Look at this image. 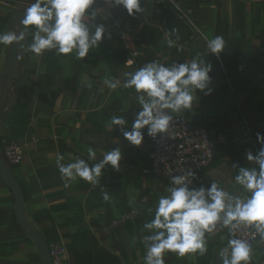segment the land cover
<instances>
[{"label":"crops","instance_id":"1","mask_svg":"<svg viewBox=\"0 0 264 264\" xmlns=\"http://www.w3.org/2000/svg\"><path fill=\"white\" fill-rule=\"evenodd\" d=\"M35 2L28 0L27 7ZM184 5L191 11L193 25L167 4L144 0L143 11L131 16L114 0H95L89 9L96 13L95 19L90 17L86 23L90 32L102 25L104 36L83 59L58 54L56 49L35 55L29 50L35 26H28L25 39L13 42L24 44V49L18 48L10 75H5L10 45H0V89L7 98L3 113L11 110L0 135L26 145L23 163L12 171L25 196L27 223L47 240L62 242L69 264H146L152 242L145 237L153 232L144 225L155 218L160 196L176 187L150 173L147 126L141 129L140 146L123 136L124 131H132L141 111L140 94L125 84L148 63L171 67L199 56L212 65L211 92L196 90L191 109L171 112L208 129L213 139L220 134L226 137L205 176L233 198L251 196L235 177L241 167L259 172L258 163L247 160V154L257 156L264 148L253 135L243 137L240 132L245 121L255 128L253 132L264 127V0H185ZM101 8L107 15L98 14ZM22 16L18 7L0 5V33L23 31ZM123 32L139 52L135 63L126 60L120 41ZM216 36L225 40L219 56L207 49V41ZM109 82L117 86L111 88ZM113 117L126 123L113 125ZM116 148L123 155L119 170L106 165L98 183L63 178L59 171V157L65 166L81 159L92 167ZM88 149L96 153L95 159ZM232 239L230 225L218 221L205 233L203 254L181 257L168 252L165 264H214L215 258L216 264H223L220 253L227 249L225 255L231 258ZM0 264H44L35 242L18 224L14 196L1 177ZM248 264H264L261 235L251 248Z\"/></svg>","mask_w":264,"mask_h":264},{"label":"clouds","instance_id":"2","mask_svg":"<svg viewBox=\"0 0 264 264\" xmlns=\"http://www.w3.org/2000/svg\"><path fill=\"white\" fill-rule=\"evenodd\" d=\"M95 0H36L26 9L20 24L24 30L19 35L14 31L0 33V45L8 46L13 42L19 43L25 39L24 32L28 26H35L33 42L29 50L35 55H42L46 50L56 49L58 54H74L77 59L89 55L91 48L98 46L104 36V27L97 26L90 32L86 21L95 19L96 13L89 12ZM116 6L122 5L127 13L135 16L143 11L142 0H114ZM210 53L219 56L225 49V40L216 36L207 41ZM212 65L206 64L199 56L190 63H180L166 67L158 63H148L141 67L125 87H134L140 95L143 110L140 111L132 124V131H124L123 136L134 146H140L144 140L141 129L147 126L148 135L155 137L158 133L166 132L172 119L164 110L179 113L191 109L196 90L211 92L210 73ZM117 84L110 83L115 88ZM113 125H124L126 121L113 117ZM258 142L264 145V134H257ZM89 157L95 159L96 153L88 149ZM59 171L63 178L76 180L77 177L93 184L106 165L119 170L123 155L119 148L104 154L102 161L92 167L81 159L67 166L60 164ZM247 160H255L259 165L256 169L241 167L235 177L236 182L251 193L249 198L241 200L233 198L220 189L215 183L205 191L190 190L186 176H175L172 184L176 187L168 189V195H161L155 210V218L144 225L145 229L152 230L153 234L146 236V241L152 243L147 248L146 264H165L164 256L173 252L183 257L186 253L206 251L205 233L212 231L218 221L224 226L236 229L240 226H255L261 237H264V148L254 156L247 154ZM191 175V173H189ZM68 187V184H65ZM104 199H109L107 193ZM234 201V202H233ZM223 214V216L221 215ZM231 258L225 253L223 264H248L251 247L241 239L229 241Z\"/></svg>","mask_w":264,"mask_h":264},{"label":"built area","instance_id":"3","mask_svg":"<svg viewBox=\"0 0 264 264\" xmlns=\"http://www.w3.org/2000/svg\"><path fill=\"white\" fill-rule=\"evenodd\" d=\"M144 1V0H142ZM157 4H167L172 6L179 14L180 18L193 25L191 11L184 5L185 0H151ZM0 5L18 7L17 0H0ZM100 16L107 15V10L101 8L98 10ZM128 35L123 32L120 41L127 54V62L135 63L139 57V52L133 50L128 43ZM145 102L148 101L146 94ZM141 111L143 105L141 104ZM172 119L166 132L158 133L155 137L149 136L151 148V171L150 173L160 181L172 182L175 176H186L189 183V189L199 190L203 188L207 191L212 182L205 176L206 170L213 164L215 152L218 143L227 141L223 134L218 135L215 140L211 137L208 129L194 124L184 116L173 115L171 110H164ZM253 128L245 121L240 132L243 137H252ZM25 144H19L12 140H4L2 150L3 159L9 166L19 165L24 161ZM191 173V175H189ZM132 217L136 216L133 211ZM230 230L235 239L246 241L252 248L260 236L255 226H240ZM53 264H69L68 252L66 246L54 240L49 244Z\"/></svg>","mask_w":264,"mask_h":264},{"label":"water","instance_id":"4","mask_svg":"<svg viewBox=\"0 0 264 264\" xmlns=\"http://www.w3.org/2000/svg\"><path fill=\"white\" fill-rule=\"evenodd\" d=\"M28 0H19L18 1V8L19 10L23 11V16L25 13V9L27 7ZM23 16L21 20L23 19ZM19 35V33H18ZM24 44L18 46V44H11L9 49V57L7 59V73L5 75H10L13 73L15 64H16V54L18 48L23 51ZM3 89H0V97L3 99V104L0 106V128L4 121L9 117L11 110L3 113L5 108V103L7 98L4 95ZM2 110V111H1ZM0 177L2 181L6 184V186L12 191L15 200V213L17 216V221L21 229L29 235L32 240L35 242L39 255L41 256V260L44 264H53L51 252L49 248V243L44 236V234L38 231L35 228H30L27 219L25 216L26 210V202L25 196L23 193L22 188L20 187L19 182L17 181L14 172L12 171L11 167L7 164V162L3 159V150L1 145V135H0ZM217 258H215L214 264L217 262Z\"/></svg>","mask_w":264,"mask_h":264},{"label":"trees","instance_id":"5","mask_svg":"<svg viewBox=\"0 0 264 264\" xmlns=\"http://www.w3.org/2000/svg\"><path fill=\"white\" fill-rule=\"evenodd\" d=\"M124 52H125V51H124ZM125 54H126V52H125ZM126 58H127V54H126ZM247 122H248V121H247ZM248 123L251 124L250 122H248ZM255 132H257V133H256V136H255ZM255 132H253L252 135H253V137H254L256 140H258V139H257V134H258V133H260V134H264V127L262 128V130H260V131L258 130V131H255ZM216 139H217V138H216ZM216 139H215V140H216ZM3 142H4V139H1V145H2V146H3ZM218 145H219V143L217 144V146H218ZM216 149H217V147H216ZM13 166H14V165L10 166L11 169H12ZM54 240H55V239L48 238L47 241H48L49 244H51ZM67 252H68V251H67ZM68 258H69V256H68Z\"/></svg>","mask_w":264,"mask_h":264}]
</instances>
